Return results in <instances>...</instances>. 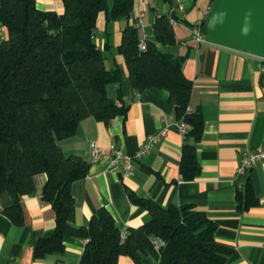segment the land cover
<instances>
[{
	"label": "crops",
	"instance_id": "crops-1",
	"mask_svg": "<svg viewBox=\"0 0 264 264\" xmlns=\"http://www.w3.org/2000/svg\"><path fill=\"white\" fill-rule=\"evenodd\" d=\"M1 2V0H0ZM119 0H108V8ZM207 0H133L129 18L106 20L98 14L94 42L107 70L117 67L121 78L109 84V99L127 107L125 115L104 124L92 117L82 120L75 134L57 142L63 156H76L88 163L86 176L73 182V206L67 222L86 227L90 218L104 208L121 235L150 220L129 195L145 198L167 208L191 206L216 225L214 238L231 250L225 264H264V161L237 173L241 156L264 150V59L211 43L196 44L190 32L200 20ZM42 12L63 13L61 0H35ZM159 15L169 17L175 43L161 47L173 65L192 83L189 106L203 119L200 140L195 145L199 174L183 180L179 163L184 139L168 93L158 89L136 92L127 76L123 57L116 48L121 32L140 17V40H154L153 24ZM7 37L0 26V43ZM165 132L164 135H161ZM150 136L158 137L149 152L135 156ZM96 144L102 159L89 163L88 149ZM114 151L131 156L132 174L122 178L109 169ZM46 180L34 178L35 193L20 198L21 225L13 224L3 211L12 206L11 197L0 194V264H79L83 252L80 240L67 237L63 249L36 258L35 245L52 235L55 213L40 198ZM248 186L253 204L238 208L237 190ZM160 254L148 249L142 264H158ZM116 264H135L120 256Z\"/></svg>",
	"mask_w": 264,
	"mask_h": 264
},
{
	"label": "trees",
	"instance_id": "trees-1",
	"mask_svg": "<svg viewBox=\"0 0 264 264\" xmlns=\"http://www.w3.org/2000/svg\"><path fill=\"white\" fill-rule=\"evenodd\" d=\"M61 1L60 15L37 10L35 0L0 2V26L7 33L0 43V194L6 192L13 201L3 214L21 225L20 198L34 194V178L44 174L40 198L53 208L55 227L35 245L36 258L62 251L64 239L70 237L86 241L79 264H116L120 256L142 264L141 256L157 238L165 242L158 264H225L231 250L216 242V225L191 206L163 208L130 194L131 203L147 211L150 220L130 229L124 239L104 208L86 227L67 222L73 206L71 185L86 176L88 163L63 156L57 142L72 137L88 117L107 125L125 115L123 102L106 94L107 85L120 81V70L105 68L94 34L99 13H105L107 21L129 18L133 0H119L111 8L108 0ZM153 35L141 51L137 24H127L116 52L123 57L133 89L167 92L176 119L189 125L179 174L192 180L199 174L195 145L203 119L186 112L192 83L162 53L161 47L175 43L169 17L157 16ZM251 196L247 185L237 190L239 210L254 203Z\"/></svg>",
	"mask_w": 264,
	"mask_h": 264
},
{
	"label": "water",
	"instance_id": "water-1",
	"mask_svg": "<svg viewBox=\"0 0 264 264\" xmlns=\"http://www.w3.org/2000/svg\"><path fill=\"white\" fill-rule=\"evenodd\" d=\"M208 43L264 59V0H213Z\"/></svg>",
	"mask_w": 264,
	"mask_h": 264
},
{
	"label": "built area",
	"instance_id": "built-area-1",
	"mask_svg": "<svg viewBox=\"0 0 264 264\" xmlns=\"http://www.w3.org/2000/svg\"><path fill=\"white\" fill-rule=\"evenodd\" d=\"M213 0H207V4L202 10V16L200 20L193 26L190 32L191 40L200 45L207 43L206 36L203 32V26L205 24V21L207 20L210 12H211V3ZM136 24H140V17L138 16L136 18ZM139 50L143 51L145 49V42L144 40H141L138 45ZM192 111V108L190 106L187 107L186 112L190 113ZM190 130V127L187 123L181 121L180 124V134L184 138L188 131ZM165 132H162L161 135H164ZM158 137L156 136H150L148 137L139 147V150L135 156L136 159H140L143 156H145L153 144L157 142ZM88 161L89 163H96L99 162L102 159V152L101 149L96 144H91L88 149ZM132 157L126 154H123L120 151H114L113 155L110 158L109 163V169L115 173H118L122 178L129 177L132 174V166L131 161ZM264 161V150L254 153H244L241 156L240 164L237 169V173L243 174L247 170L251 169L252 167L256 166L259 162ZM240 190L242 187L239 188ZM125 235H121V238L124 239ZM86 241H83L84 244ZM152 248L159 252L164 246L165 242L161 239H153L152 242Z\"/></svg>",
	"mask_w": 264,
	"mask_h": 264
}]
</instances>
